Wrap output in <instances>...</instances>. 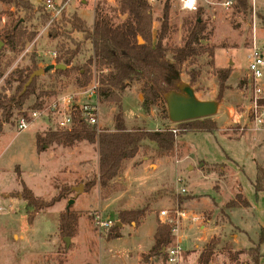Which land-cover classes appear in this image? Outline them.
Instances as JSON below:
<instances>
[{"label":"rangeland","instance_id":"374dc122","mask_svg":"<svg viewBox=\"0 0 264 264\" xmlns=\"http://www.w3.org/2000/svg\"><path fill=\"white\" fill-rule=\"evenodd\" d=\"M29 1L34 6L30 18L14 7L9 8L12 14H8V6L0 2V34L7 21L16 18L24 23L26 32L25 38L14 47L4 40L0 49V94L12 95L18 83L17 73L27 67L56 64V58L73 49L75 42L80 43L81 50L67 75H57L51 69L35 76L34 94L25 100L21 109L12 108L11 117L2 123L0 264H164L159 257L147 261L142 257L153 242L156 222L161 221L160 211H166L171 222L174 218L173 244L180 240L182 248L179 264H185L184 260L192 254L193 264H197V255L212 237H217L219 243L211 264H252L247 254H240L236 262L226 250L253 246L264 228V193L255 195L253 189L254 166L264 164V144L260 149L252 141L256 135L260 138L258 143H264V132L248 131L247 125L239 129L247 117L245 84H240L246 72V52L254 38L257 44L264 45V0H247L251 7L248 15L236 13L232 7L234 2L225 6V0H198L207 30H212L210 38L202 43L213 47V55L205 52L186 61L179 82L190 85V71H197L190 85L195 96L220 104L210 117L216 129H192L178 135L170 156L157 157L154 143L147 142V151H139L126 160L120 175L107 188L101 189L97 182L86 191V182L98 171L97 146L80 141L71 146L52 144L38 152L36 134L56 129L58 120L68 113L70 106L60 103L62 97L72 95L74 105L86 101L80 93L84 86L78 83L80 74L75 65L86 64L91 55L90 43L81 32L71 30L65 19L74 13L91 26L96 7L113 24L126 16L118 11V0H53L61 1V5L66 3L65 16L54 19L52 15L48 17L46 0ZM168 1L170 33L164 43L172 48L182 45L186 33L182 22L198 8L181 10L179 0ZM164 2H150L153 34L159 27ZM42 15L47 16L46 21ZM56 25L65 33H52ZM28 34L33 35L32 40H28ZM171 56L168 51L167 59L171 60ZM86 68L90 77L88 84H92L93 78L99 80L100 72H107L94 65ZM218 69L231 70L220 96ZM141 86L140 81H130L120 93L125 127L184 130L170 121L165 103L150 105L145 101ZM91 100L96 102L97 127L112 130L114 114L119 110L117 103ZM35 103L41 107L36 109L40 114L33 117ZM22 116L28 126L19 130L17 123ZM22 182L39 198L48 200L57 195L62 198L46 209L30 211L21 195ZM181 188L186 191L181 192ZM238 194L250 205L226 208L227 201H239ZM70 200L73 203L68 205ZM136 208H147L139 222L142 223L137 227L134 222L121 224L120 237L107 238L109 229H102L98 219L116 221L118 211ZM66 209L79 214L71 237L62 236L58 229L60 213ZM29 211L33 214L32 222L28 221ZM192 236L195 239L189 243ZM65 237L69 238L68 245ZM260 251L259 264H264V242Z\"/></svg>","mask_w":264,"mask_h":264},{"label":"trees","instance_id":"16d2710c","mask_svg":"<svg viewBox=\"0 0 264 264\" xmlns=\"http://www.w3.org/2000/svg\"><path fill=\"white\" fill-rule=\"evenodd\" d=\"M63 1V0H62ZM8 6V14H12L9 8L14 7L25 13L30 18L34 11V6L29 0H0ZM233 9L236 13L248 15L250 4L247 0H234ZM118 11L126 17L119 23L113 24L96 7L94 21L91 26H87L76 14L70 18H64L70 23L71 30L81 32L85 41H89L91 55L84 65H75L80 74L79 85L88 84L90 77L87 75L88 65H94L100 72L97 98L103 101L117 103L119 110L114 114V128L112 130L96 131V125L89 124L76 109L72 113V125L69 128L49 129L36 134V150L43 151L46 146L52 144L71 146L76 142L87 141L97 146L98 151V171L93 179L86 182L84 191L94 186L97 182L101 189L109 186L111 180L118 177L123 170L124 162L132 159L139 151H147L148 143L155 145L157 157L170 156L174 152L176 137L188 130H207L216 129L215 121L210 117L194 119L177 123L184 130H171L169 128L149 130V129H127L124 125L123 112L120 104V93L126 88L130 81L142 82L141 91L148 104L157 105L165 103L164 96L170 91L177 90L179 76L183 64L202 53L213 55V47L204 45L203 40H208L212 30H207V22L202 19L203 9L198 7L194 14L185 18L182 26L185 28V35L182 38V45L169 47L165 40L169 37L170 22L169 10L170 3L165 0L162 7V14L159 19V27L152 33V14L151 3L147 0H118ZM66 14L65 8L61 11V17ZM52 13H48L51 17ZM42 20L46 21L47 16L42 15ZM65 33L57 25L52 29V33ZM26 32L24 23L20 18L7 21L2 28L0 37L9 46H15L25 38ZM33 35L28 34V40H32ZM141 38V42H139ZM75 42V41H74ZM80 43L75 42V47L66 50L64 55L56 58V64H64L65 68H54L53 72L57 75H67L72 66V61L80 52ZM172 53L171 60L167 59L166 54ZM35 65L27 67L24 72L17 73V86L14 93L10 96L0 94V130L3 122L9 120L12 115V108L21 109L25 100L35 92L36 77L29 84H26L31 73L37 70ZM230 69L216 70L219 80V96L223 90L224 82L227 80ZM197 71H190V85L195 81ZM245 83L243 77L240 84ZM218 100V97H217ZM40 103H35L32 110L39 109ZM255 177L253 189L255 195L264 191V164L255 165ZM21 195L26 202V207L30 211H39L52 206L60 200L59 195L48 200L36 196L33 191L22 182ZM234 199L227 201L225 207L228 209L235 207H248L249 202L245 197L238 194ZM28 212V221L32 222L33 214ZM147 208L123 209L118 211V219L109 228L107 238L120 237V225L134 222L136 225L145 217ZM79 214L71 209H66L60 213L58 229L62 236H73L76 231ZM120 224V225H119ZM175 223L156 222L153 234V244L149 251L142 255L145 261L148 258H161L165 263L167 249L173 244L175 238L173 229ZM264 242V228L261 229L260 238L253 246L247 249L236 251L226 250L228 256L236 261L240 254H247L252 264H259L262 256L260 247ZM219 243L217 237H212L199 253L197 264H211ZM237 262V261H236Z\"/></svg>","mask_w":264,"mask_h":264},{"label":"built area","instance_id":"2783aa9c","mask_svg":"<svg viewBox=\"0 0 264 264\" xmlns=\"http://www.w3.org/2000/svg\"><path fill=\"white\" fill-rule=\"evenodd\" d=\"M149 2L153 0H147ZM233 0H225L223 3L225 6L231 5ZM46 7L50 13H52V19L61 15V11L66 5H61V1L55 3L53 0L45 1ZM179 7L181 10L195 11L198 8V0H179ZM246 72L245 78V90L246 96V120L239 128L242 130L245 125L246 130L253 132H264V45L257 44L255 41L249 46L246 52ZM95 77V76H94ZM99 86L98 78H93L92 84L85 85L82 88V96L86 99L84 103L73 104L74 98L72 95H66L62 97L61 104L63 106H70L68 113L63 114L64 117L59 119L56 127L69 128L72 125V113L78 109L81 116L89 124L96 125V131L100 129L97 127V107L96 102L92 101L91 98L97 99V89ZM58 103V104H60ZM57 104V103H55ZM56 110L54 109L53 112ZM40 114L39 110L31 111V115L36 117ZM28 126V121L22 116L17 123L19 130H24ZM185 188H181V192H185ZM160 220L162 222H171L167 217L166 211H160ZM98 225L102 229H109L115 221L111 219L101 220L98 219ZM182 251L180 243L172 244L167 249L166 260L164 264H179V253Z\"/></svg>","mask_w":264,"mask_h":264},{"label":"water","instance_id":"95a60500","mask_svg":"<svg viewBox=\"0 0 264 264\" xmlns=\"http://www.w3.org/2000/svg\"><path fill=\"white\" fill-rule=\"evenodd\" d=\"M139 38V42H141ZM5 44L4 40L0 38V49ZM54 68H65L64 64H49L44 68H38L33 71L26 84H29L32 79L44 72ZM166 108L168 118L173 123H180L183 121L202 119L211 117L217 112L218 102L214 100H199L194 93L193 88L185 83H178L176 91H170L165 96ZM73 203L70 200L68 205ZM120 225V224H119ZM68 237L64 238L68 245Z\"/></svg>","mask_w":264,"mask_h":264},{"label":"crops","instance_id":"0c3cea01","mask_svg":"<svg viewBox=\"0 0 264 264\" xmlns=\"http://www.w3.org/2000/svg\"><path fill=\"white\" fill-rule=\"evenodd\" d=\"M255 1V0H254ZM259 6H261L260 5V2H259ZM262 8H264L263 6H262ZM253 41H255L256 42V40H255V38H254V40ZM257 43V42H256ZM220 106V104L218 105V107ZM171 130H174V129H172L171 128ZM217 130H219L220 131V128H218ZM221 130H222V128H221ZM223 130H226V129H223ZM188 131H192V130H188ZM200 131V130H199ZM247 137H248V135H247ZM262 138H263V136H262ZM261 138V139H262ZM260 138L258 137V136H256V135H254V137H253V139H252V141H254V142H257V146L261 149L262 147H263V144L264 143H262V142H260V143H258V140H259ZM250 141V140H249ZM264 141V140H263ZM263 155V154H262ZM256 163H258L257 161H255ZM256 165V164H255ZM254 170H255V166H254ZM255 173H256V171H255ZM262 193H264V191L263 192H260V194H262ZM250 205V204H249ZM142 223V222H141ZM141 223H139L137 226H139ZM135 226H136V224H135ZM136 226V227H137ZM156 227V226H155ZM154 231H155V229H154ZM153 234H154V232H153ZM152 238H153V235H152ZM193 239H195V237L194 236H192L191 238H190V240L191 241H189V243H192V240ZM179 242L181 243V241L179 240ZM196 242V241H195ZM152 244H153V242H152ZM152 244H151V246H152ZM150 246V247H151ZM200 252V251H199ZM193 255V254H192ZM192 255L191 256H189V259L188 260H184L185 261V264H193L194 262H195V260H193L192 259ZM199 255V254H198ZM198 255H197V257H198ZM197 257H196V259H197ZM189 261V262H188ZM147 264V263H146Z\"/></svg>","mask_w":264,"mask_h":264}]
</instances>
